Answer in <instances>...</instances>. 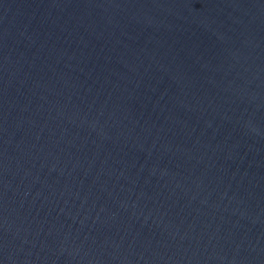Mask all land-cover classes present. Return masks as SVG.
<instances>
[{"label":"water","instance_id":"obj_1","mask_svg":"<svg viewBox=\"0 0 264 264\" xmlns=\"http://www.w3.org/2000/svg\"><path fill=\"white\" fill-rule=\"evenodd\" d=\"M0 264H264V0H0Z\"/></svg>","mask_w":264,"mask_h":264}]
</instances>
